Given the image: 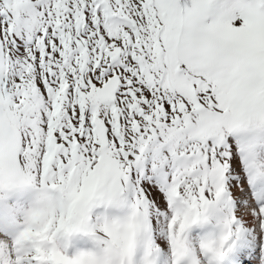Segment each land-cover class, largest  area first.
<instances>
[{
	"label": "snow or ice",
	"instance_id": "6c2138e0",
	"mask_svg": "<svg viewBox=\"0 0 264 264\" xmlns=\"http://www.w3.org/2000/svg\"><path fill=\"white\" fill-rule=\"evenodd\" d=\"M0 264H264V0H0Z\"/></svg>",
	"mask_w": 264,
	"mask_h": 264
}]
</instances>
